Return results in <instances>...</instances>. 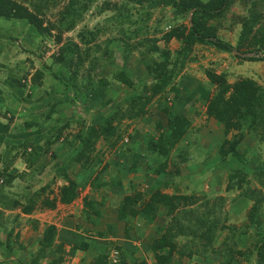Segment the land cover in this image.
I'll return each mask as SVG.
<instances>
[{
  "label": "rangeland",
  "instance_id": "obj_1",
  "mask_svg": "<svg viewBox=\"0 0 264 264\" xmlns=\"http://www.w3.org/2000/svg\"><path fill=\"white\" fill-rule=\"evenodd\" d=\"M12 1L38 14L43 26L51 23L54 28L49 35L39 37L32 27L22 21L0 18V191L3 193L0 198V222L13 223L10 217L13 212L26 215L22 212L23 207H31L29 213L34 217L38 216L36 219L46 228L51 224H48L50 222L47 218L42 219L41 214L49 211L44 206L43 199L60 196V189L65 185L59 181L62 171L60 167L53 165L55 158L50 153L58 143L74 142L78 131L85 130L92 122L94 112L91 110L101 109V119H97L96 125L107 117L114 116L112 126L115 131L111 137H100L95 141L94 151L89 156L96 157L91 173L75 163L73 170L68 167L69 178L80 181L81 192L86 187L85 179L91 174V179L95 181H100L102 176L105 181H108V177L117 178V165L114 166L113 163L118 160V149L131 145L137 135L155 140L157 133L162 131L156 125L161 124L160 128L168 125L163 108H172V91L165 96L153 97L145 105L144 113L130 119L127 114L129 100L122 101L130 89L116 81L115 74L127 70L135 79L133 88L138 89L140 82L149 78L147 67L163 63L162 51H168L173 61L174 54L181 48L182 43L175 38L165 42L163 37L172 28H187L191 12L188 15L179 14L169 0H148L143 5H135L132 0H92L86 7L77 4L80 7H75L76 13L70 18L67 14L69 0ZM230 2L223 14L206 22L207 25L215 27V33L220 39L232 46L237 45L242 22L249 18L251 7L255 9L253 14L259 15L252 32L264 31V0ZM82 4H86V0ZM39 8L40 15L37 13ZM72 18L73 26L69 28ZM68 43L77 46L73 67H70L69 59L66 61L68 67L56 61V56ZM156 47L158 51H153ZM246 49L242 51L245 52ZM124 55L127 56L126 62L123 60ZM235 55L236 52L223 53L210 46H193L186 66L181 72L177 71L173 83H176L175 89L181 97L198 89L200 93L195 92L199 96L193 94L195 96L184 105L183 111L177 113L188 121V128L184 138L174 146L166 161L163 179L169 181L168 186L162 182L157 184L154 180L144 179L135 188L127 187L122 190V196H110L109 201H113L117 212L124 198L133 202L123 215L118 212V222L124 226L129 241L125 245L103 241L106 245L103 244L104 250L90 257V264H96L95 259L104 255L105 262L109 264L113 251L117 253L116 264L121 261V252L125 256L124 264H157L155 257L162 253L154 252L151 246L163 234L169 235L168 239L176 246L175 253L164 264H254L256 246L261 241L259 234H264V177L261 182L258 181L256 172L264 168V139L261 136L264 124L257 132L249 129L247 123H243L240 129L229 131L227 139H237L239 142L236 147L237 161L234 157L227 156V166L220 165L216 156L224 135L221 132L223 128L218 129L216 120L208 116L207 103L204 102V94L208 89L211 96L217 91L215 86L210 85L207 71L215 74L226 73L227 83L230 84L249 78L264 88V61H243ZM189 59L193 61L189 62ZM73 73L76 90L81 88L78 97L75 96L74 89L68 95L63 88L69 75ZM101 81L106 83L103 92ZM84 84L87 87L85 90L82 88ZM84 95L89 96L85 98ZM97 95H101L100 98ZM68 98L74 99V103L71 104ZM111 98L115 102L109 107L105 100ZM100 105L105 108L102 109ZM135 112L136 108H133L130 114ZM36 129L47 131L50 138L34 139ZM132 137L134 140H131ZM34 144H39L42 148L45 144L49 150L43 153L46 156L39 157L38 161L29 166ZM112 145L118 149H113ZM146 145L147 142L144 157L149 159L148 164L157 163L156 167L158 164L162 165V158L149 154L150 150ZM227 148L228 146L225 149ZM40 162L52 164L45 171L42 167L38 172L34 169ZM244 165L252 170L246 171ZM176 168L179 169L178 174L175 172ZM235 172L243 178L240 189L236 187L239 184L237 178H234L233 185L228 180ZM56 174L59 175L55 177ZM91 193L99 194L93 190ZM156 193L184 195L193 198V201L187 200L183 205L176 204L171 213L164 206H160L155 218L148 221L150 225L152 222L155 224L152 229L150 226L149 232L147 228L140 226L141 221L147 222L142 217L143 214L140 212L132 215L131 209H142ZM260 198L263 201L261 200L259 210L254 213L256 223H253L249 220L250 210ZM75 214L69 216V219L78 218L77 212ZM67 220H59V225H52L57 231L61 229L59 226H63L75 232L74 220ZM21 224L27 226L29 222L22 221ZM209 226L212 234H209L206 243L200 234L204 231L210 232L207 230ZM40 235L41 241L43 233L40 232ZM77 235L80 236L81 233ZM7 238L10 241L9 248L18 244V234L11 233L7 237V233L2 232L0 246H7ZM83 239L86 241L87 237ZM40 241L37 243V250ZM84 241L80 240L75 244L83 247ZM55 242L47 257L52 254L55 256L48 263L56 261L55 257L59 259L61 255L56 264H72V259L78 253H83V256L88 254L83 250L68 251L66 246H58L59 243ZM9 248L6 247L4 251L6 260L0 257V262L5 260L10 264ZM249 257L251 258L248 259Z\"/></svg>",
  "mask_w": 264,
  "mask_h": 264
},
{
  "label": "trees",
  "instance_id": "obj_2",
  "mask_svg": "<svg viewBox=\"0 0 264 264\" xmlns=\"http://www.w3.org/2000/svg\"><path fill=\"white\" fill-rule=\"evenodd\" d=\"M49 1V0H47ZM92 0H86V4H82L84 0H69L67 4L68 16L71 18L73 14L76 13L75 7H86L89 2ZM148 0H132L135 5H143ZM231 0H208L206 2H202L201 0H169V3H172L174 8L177 10L179 14L186 13L190 14V20L188 27H177L172 28L168 33L164 35V41L169 42L171 39L175 38L181 41V48L174 54V60L171 61L170 53L168 51H162L161 57H163L162 64H153L147 67V72L149 74V78L146 81H141L139 84V88H133L134 77L129 75L127 70H121L117 74H115V80L129 87V92L122 101L129 100L130 108L127 111L128 116L131 118L137 117L139 114L144 113V107L147 105L151 99L155 96L167 95L166 93L173 92L172 100L173 106L172 108H168L165 106L163 108V112L167 115V124L165 127H161V124H157L156 127L162 129L160 133H157V136L154 138L146 137L147 145L149 148L151 155H157L162 158V165L158 164L154 169V174L162 173L165 168L166 161L168 160L169 154L171 150L174 148L176 144H178L185 136V133L188 128V121L182 116L178 115V112L183 111V107L190 100L193 94H198L200 92L199 89L197 91H193L190 93H186L185 96H179V92L175 88H177L176 83H173L174 78L177 75V71H182L186 66L187 57L191 54L192 48L194 45H205L210 46L218 50L219 52L231 54L236 52V57L243 61H251L258 62L264 61V31L261 30L259 33H253L252 29L257 22V18L259 15L253 14L255 10L253 7L250 8L249 18L244 20L241 25V29L239 31L237 45L232 46L230 43L220 39L216 32L215 27L212 25H207L208 20H214L219 17L224 11L228 8ZM46 2V1H45ZM79 4L80 6H76ZM37 13L41 14L40 8ZM0 18L6 20H19L27 24L28 26L34 29V33L39 37H45L51 33V30L54 28V25L49 23L46 26H43V21L38 17V14L30 12L27 7L20 5L12 0H0ZM64 20V16H63ZM70 27L73 26V18L71 19ZM247 48L244 51L242 49ZM77 51V46L73 43H68L62 47L59 54L56 56V61L68 67L74 66L75 61V53ZM153 51H158V47L154 48ZM249 54H253L252 56H246ZM259 54V56H257ZM124 58V59H123ZM122 59L126 62L127 56L124 55ZM67 59L70 60L69 65H66ZM77 61H81L77 59ZM193 61V59H189V62ZM153 67V68H152ZM74 74V75H73ZM69 75L68 82L64 84L63 88L65 92L70 94V90L74 89L76 92L75 96L78 97V93L81 92V88L76 90L75 85V73ZM207 78L209 79L210 85L215 86L217 91L211 96L210 90L204 94L205 99L204 102L207 103L206 112L208 116L214 118L217 124L223 128V138L219 143L218 151H217V162L224 166H227V156L234 157L237 161L238 153L236 152V147L239 144L237 139L229 140L226 135L229 131L235 129H240L243 123H247V127L252 129V131L257 132L259 127L264 124V88L258 85L255 81L247 78L242 80H237L233 83H227V74H215L211 71L206 72ZM102 87V92L106 83L104 81L100 82ZM83 90L87 89L86 85H83ZM133 88V89H132ZM72 92V91H71ZM198 92V93H195ZM82 94V93H81ZM89 96V95H88ZM84 95L85 98L88 97ZM101 95H97L100 98ZM199 96V94H198ZM76 97V98H77ZM81 96L80 98H82ZM71 104L74 103V99L68 98ZM83 99V98H82ZM85 100V99H84ZM83 103L84 101L81 100ZM114 99L105 100V104L113 106ZM84 104V103H83ZM104 104V105H105ZM166 102L162 105H165ZM103 105H100L102 108ZM103 107L102 109H104ZM136 108V112L133 115L130 112ZM138 109V110H137ZM130 110V112H129ZM94 112V116L92 118V122L89 123L85 130L78 132L74 137V142L76 144L77 152L73 155V162L75 164L82 166L90 173L93 171L92 163L95 156L89 157L90 154L94 151L95 141L100 137L108 138L114 134V127L112 126L113 117H107L100 125H96L97 119H101V109L91 110ZM87 112V111H86ZM88 113V112H87ZM86 113V114H87ZM95 123V124H94ZM263 133L261 131V136L264 139V126ZM260 136V137H261ZM72 142V143H74ZM49 145V144H48ZM228 146L227 149H225ZM185 152V150H184ZM98 162L101 163L100 160ZM96 162L93 163V167ZM246 171H251L249 167L246 165L243 166ZM179 169L176 168L175 172L178 174ZM63 179L67 181V185H64L60 189V198L59 202L64 204H70L77 196L78 183L77 181H73L68 178V174L66 173V169L63 168ZM258 176V181H262V177H264V168L256 171ZM241 174V173H240ZM89 180L92 178V174L89 175ZM234 178H237L239 184L236 186L239 189L241 188V183L243 182V178L239 175L238 172L231 174L228 178L229 183L233 185ZM165 186L168 184L165 182ZM263 198L257 200L254 203V206L250 210L251 214L249 215V220L253 223H256L254 219V213L257 212L260 208V204L262 203ZM193 201V198L185 197L184 195H166L161 193L153 194L147 204L142 209H131L132 215H137L141 212L142 217L145 220H153L155 218V214L158 211L160 206H164L167 209V212H172L176 208V204L180 203L181 205L184 202ZM262 200V201H261ZM133 202L130 201L129 198H124L121 202V207L118 209L119 214L129 210V206H131ZM44 206L49 209L55 208V201L52 200H44ZM85 207L90 210H94L90 203H85ZM31 209V207H29ZM27 207H23L22 212L28 214L30 209ZM91 212H89V215ZM88 217V213L85 214ZM1 227V224H0ZM210 227V226H209ZM208 231H204L203 234H200L201 238H205V242L208 243L207 239H209V234H212L211 227ZM5 232V231H4ZM2 231H0V234ZM11 235L10 232H7V237ZM57 236V229L55 226L50 225L46 227L43 231V237L39 243V250H37V254L33 255L31 261L28 264H38L41 259L47 257L48 251L53 248L54 241ZM169 235L163 234L158 241L152 244L151 249L154 252H161L162 254L156 255L157 264H164L166 260L169 259L175 252L176 246L172 243L171 239H168ZM261 237L260 243L256 246L257 252L254 257V264H264V234H259ZM212 238V237H211ZM9 238H7V246L9 248ZM62 242L58 244L62 246ZM2 246V245H1ZM84 249L88 247V243H84ZM9 250H11L9 248ZM121 261L119 264H124V255L121 252ZM55 256V255H54ZM106 255L102 257L96 258V264H107L104 260ZM61 255L55 257L52 263L56 264L60 261ZM249 257L248 259H250Z\"/></svg>",
  "mask_w": 264,
  "mask_h": 264
},
{
  "label": "crops",
  "instance_id": "obj_3",
  "mask_svg": "<svg viewBox=\"0 0 264 264\" xmlns=\"http://www.w3.org/2000/svg\"><path fill=\"white\" fill-rule=\"evenodd\" d=\"M216 125L218 126V129H220L219 128L220 126L217 123ZM218 129L216 128V130ZM34 132L35 134L33 137L36 140L40 139V137H43L44 139L50 138V135L47 133V131L42 132L41 130L36 129V131ZM221 132L223 134V130H221ZM146 137L148 136L137 135L136 137L137 139L135 138V140L132 137L131 140L134 141L132 142L131 145H128L126 148L118 149V147H114L112 145L114 147L113 149H118L116 154V158L118 160L113 163L114 166L117 165V171L115 175L117 176V178L108 177V181H105L104 176L101 177L100 181H95L92 179L89 180V178H86L85 189L83 190V192H81L79 189L80 187L79 184L77 189V196L70 204L60 203L59 202L60 196L52 197L50 199L48 198L43 199V200L54 199L56 205L54 210L47 208L49 209V211L45 209V211L47 212L41 214L43 215L42 217L43 220L47 218L48 222H50L48 223L49 225L50 224L59 225L58 224L59 220L66 221L68 219L67 222H69L71 219L74 220V224H75L74 228L76 230L75 232H72L71 229L69 230L68 228L59 226L61 229L57 231V236L55 238L56 241L55 243L62 242L63 245L66 246L68 251L77 252L78 250L80 251L83 250V252L85 251L86 253H88L87 255L85 254L86 256L85 255L83 256V253H78L72 259L73 260L72 264H90L89 263L90 257L92 258L93 255L95 256L96 252L102 253V251L104 250L105 247L103 246L104 244L102 243L103 241L105 242L111 241L112 243L113 242L116 243L115 245H125V243H128L129 240L128 237H126L124 226H122L121 223L118 222L120 220L118 218L119 215L118 212L116 211V207L113 204V201H109L110 196H112L113 194H115L116 196L118 195L122 196L124 194L122 190H126L127 187L135 188L138 184L144 182L143 181L144 179H149L152 181L154 180V182H156L157 184H161V182L163 184H165V182L167 184L169 183V181H167L166 178L163 179L164 175L162 173H158L155 176L154 169L156 168L157 163L148 164L149 159H146L144 157L146 155L145 154V149H146L145 143L147 142ZM58 144H59L58 146H53L52 152L50 153L51 155L53 154L52 157L55 158V160L52 161L53 165H55L56 167H60V171H63V168H65L66 171H68L67 170L68 167L69 169L72 168L73 170L75 163L73 162V157H74L73 155L77 152L75 142L74 143L63 142ZM48 150L49 149L47 148V146H45V144L43 148L39 144H34L33 149L31 150L32 153L30 154L29 157V163H28L29 166H31L34 162L38 161L40 159L39 157L46 156L43 155V153ZM52 163L46 165L45 162L42 163L40 162L39 164H37V167H35L34 170L37 169L38 172H40V170L43 167V170L45 171L48 165H51ZM71 164H73L72 167ZM62 173L63 172H61L60 174L63 177L64 173L63 174ZM66 173L68 174V172ZM58 175L59 174H56L55 177H57ZM67 176L69 178V175ZM62 177L61 179L59 178V181L67 185V181H65ZM78 183H80V181ZM92 190L94 192H98L99 194L93 195L91 193ZM1 197H3V193L0 191V198ZM31 197L32 195L30 196V198ZM85 203H90L94 210H90L89 208L85 207ZM113 205L115 208L113 207ZM76 212H77V217L78 218L81 217V219H78L76 217H70L69 219V216L76 215L75 214ZM89 212H91L90 215ZM87 213H88V217H86L85 215ZM10 217L13 220V223L8 224L7 221L0 222L1 224L0 231H2L3 234H6L7 232H11L13 233V235L18 234L19 241L17 245L11 246L10 248L11 250H8L11 255V257L8 259L11 260L10 264H28L31 261L33 255L37 254L38 248L36 249V247H37V243L40 241L41 238L40 232L41 234L43 233L42 231H44L45 226L44 224L40 223V220L36 219L38 216L34 217L31 215V213L23 215V214H19L18 212H13V214ZM22 221L29 222V224H27V226H24V224H21ZM153 223L154 222H152L150 225L148 220L147 222L141 221L140 226L147 228V230L150 232L149 230L150 226L152 229L155 225ZM79 225L81 226V228ZM22 228L25 229L23 230ZM108 229H110L109 232L107 231ZM77 233L79 234L81 233V235L79 236L77 235ZM25 235L27 236V238H24ZM145 236H147V233H145ZM84 237H87V239H85L86 241H84L83 239ZM72 240H76V242ZM80 240L81 241L83 240L84 243H88V247L86 248V250L84 249V247L76 246L78 244L75 243H77ZM29 243L31 245H28ZM5 249L6 246L4 245L0 246V257L6 260L7 255L4 256ZM53 257L54 256L52 254V256H48L47 258L41 259L38 264H50L48 263V260H52ZM83 257L85 258V260H82ZM5 260H2L0 264H9Z\"/></svg>",
  "mask_w": 264,
  "mask_h": 264
},
{
  "label": "built area",
  "instance_id": "obj_4",
  "mask_svg": "<svg viewBox=\"0 0 264 264\" xmlns=\"http://www.w3.org/2000/svg\"><path fill=\"white\" fill-rule=\"evenodd\" d=\"M115 255H117V253L114 251L110 254V263L109 264H116L117 263Z\"/></svg>",
  "mask_w": 264,
  "mask_h": 264
},
{
  "label": "water",
  "instance_id": "obj_5",
  "mask_svg": "<svg viewBox=\"0 0 264 264\" xmlns=\"http://www.w3.org/2000/svg\"><path fill=\"white\" fill-rule=\"evenodd\" d=\"M246 56H252V54L246 55Z\"/></svg>",
  "mask_w": 264,
  "mask_h": 264
}]
</instances>
